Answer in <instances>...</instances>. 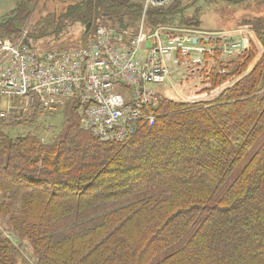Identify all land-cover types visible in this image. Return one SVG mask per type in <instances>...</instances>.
<instances>
[{
  "label": "trees",
  "instance_id": "1",
  "mask_svg": "<svg viewBox=\"0 0 264 264\" xmlns=\"http://www.w3.org/2000/svg\"><path fill=\"white\" fill-rule=\"evenodd\" d=\"M177 7L148 20L173 24ZM16 13L0 22L10 35L20 29ZM83 14L86 23H134L142 10L78 0L37 38L58 39ZM255 19L245 22L255 20L264 48V21ZM248 53L217 85L251 65ZM163 100L156 123L121 143L81 129L74 105L20 110L0 123V264H17L15 240L31 244L38 264H264V51L214 100Z\"/></svg>",
  "mask_w": 264,
  "mask_h": 264
},
{
  "label": "built area",
  "instance_id": "2",
  "mask_svg": "<svg viewBox=\"0 0 264 264\" xmlns=\"http://www.w3.org/2000/svg\"><path fill=\"white\" fill-rule=\"evenodd\" d=\"M126 1L142 10L135 28L120 20L92 23L79 46L45 49L25 33L0 36V123L13 122L20 110L74 105L81 129L102 143H121L156 123L162 92L153 87L166 84L171 64L198 72L208 53L247 47L246 36L232 38L234 30L149 22L152 10L178 0Z\"/></svg>",
  "mask_w": 264,
  "mask_h": 264
},
{
  "label": "rangeland",
  "instance_id": "3",
  "mask_svg": "<svg viewBox=\"0 0 264 264\" xmlns=\"http://www.w3.org/2000/svg\"><path fill=\"white\" fill-rule=\"evenodd\" d=\"M77 1L78 0H33L35 6L29 10L27 7L22 8L20 0H12L13 10L11 14L15 11H17V15L19 12L20 14L23 13V15H21L22 18H17V26L20 29L16 35H10L6 32L5 26H2L0 27V36L14 38L25 33L28 38L33 40L34 44L42 46L45 49L79 46L85 39L84 30L88 23H86L85 19L87 18H85V14L81 15L76 21L69 23L68 27L61 32L62 34L58 39H54V35L37 38L39 31H36V29L40 30L42 26L46 24L47 20L56 15L57 12H60L65 7ZM234 1L235 0H178L181 7L177 8L181 9V11L174 14L173 20L175 22L173 24L185 26L195 25L206 30H234L239 33L235 34L232 38L238 41L246 36L248 38V44L245 49H236L235 53H208L205 57V64L201 66L198 72H192L187 68L175 67L171 64L174 70L166 84L153 87L162 92L161 100L187 103L214 100L221 93L222 89L234 85L238 80L244 77V75L251 70L253 64L260 58L264 48L257 35L255 18L264 21V0H243L239 1V3H235ZM175 8L176 7H171V11H174ZM194 18H197L198 21L193 22ZM245 19L255 20H253V23H249L248 21L245 22ZM117 20L118 19L115 17L100 16L90 19L89 22L97 24L99 22H115ZM138 21L134 23L131 21L125 22L130 23L133 28H135ZM51 31V29H47V33ZM8 34L10 36H8ZM150 45H152L151 41L148 42V46ZM248 51L254 52L252 53L253 60L250 63L251 65L242 73H240L241 71L234 72V76H230L223 84L217 85V78L235 71L241 58L249 54ZM214 62H217V65H215ZM216 93H218V95ZM160 109L161 103L156 107L155 113L158 114ZM55 117V121H53L54 127L59 124L58 116L56 115ZM50 125H52L51 122L47 124V126ZM48 129L50 131L55 130L51 127H48ZM48 137L50 138V136ZM6 230L7 218L0 215V232L6 233ZM11 237L13 238L12 235ZM15 238L13 239L15 240ZM15 241L18 247L17 264H38L31 244L26 240Z\"/></svg>",
  "mask_w": 264,
  "mask_h": 264
},
{
  "label": "crops",
  "instance_id": "4",
  "mask_svg": "<svg viewBox=\"0 0 264 264\" xmlns=\"http://www.w3.org/2000/svg\"><path fill=\"white\" fill-rule=\"evenodd\" d=\"M13 10L12 0H0V22Z\"/></svg>",
  "mask_w": 264,
  "mask_h": 264
},
{
  "label": "water",
  "instance_id": "5",
  "mask_svg": "<svg viewBox=\"0 0 264 264\" xmlns=\"http://www.w3.org/2000/svg\"><path fill=\"white\" fill-rule=\"evenodd\" d=\"M30 0H23V2L26 4L27 8L30 10L35 4L33 2H29ZM121 27L125 28V25L123 24V20H120ZM92 22H89L87 24L86 30L88 31L91 28Z\"/></svg>",
  "mask_w": 264,
  "mask_h": 264
},
{
  "label": "flooded vegetation",
  "instance_id": "6",
  "mask_svg": "<svg viewBox=\"0 0 264 264\" xmlns=\"http://www.w3.org/2000/svg\"><path fill=\"white\" fill-rule=\"evenodd\" d=\"M20 1H21L22 5H24L25 7H27L26 4L23 2V0H20ZM29 2H33V0H30ZM35 3H36V1H35ZM36 4H37V3H36ZM11 15H12V14H11V12H10V14H8L7 17H8V16H11ZM13 20H15V19H13Z\"/></svg>",
  "mask_w": 264,
  "mask_h": 264
}]
</instances>
